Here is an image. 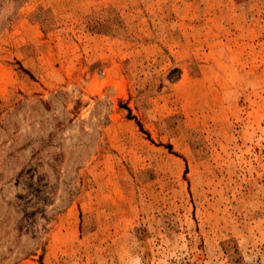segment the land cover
<instances>
[{
	"label": "rangeland",
	"instance_id": "rangeland-1",
	"mask_svg": "<svg viewBox=\"0 0 264 264\" xmlns=\"http://www.w3.org/2000/svg\"><path fill=\"white\" fill-rule=\"evenodd\" d=\"M40 259L264 264V0H0V264Z\"/></svg>",
	"mask_w": 264,
	"mask_h": 264
},
{
	"label": "trees",
	"instance_id": "trees-1",
	"mask_svg": "<svg viewBox=\"0 0 264 264\" xmlns=\"http://www.w3.org/2000/svg\"><path fill=\"white\" fill-rule=\"evenodd\" d=\"M139 123V125H140V127L142 128V124H141V122H138ZM143 129V128H142ZM40 264H44V262L42 261V259H40Z\"/></svg>",
	"mask_w": 264,
	"mask_h": 264
}]
</instances>
